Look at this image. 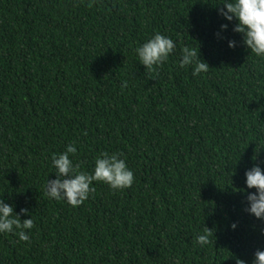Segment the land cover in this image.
I'll return each mask as SVG.
<instances>
[{
    "label": "trees",
    "instance_id": "16d2710c",
    "mask_svg": "<svg viewBox=\"0 0 264 264\" xmlns=\"http://www.w3.org/2000/svg\"><path fill=\"white\" fill-rule=\"evenodd\" d=\"M222 2L0 0V199L35 221L27 242L0 234V264H252L264 250L244 191L264 168V61L235 20L220 32ZM156 32L177 47L149 72L135 49ZM185 44L207 72L179 67ZM73 141L82 171L123 153L132 187L50 199L52 156Z\"/></svg>",
    "mask_w": 264,
    "mask_h": 264
},
{
    "label": "clouds",
    "instance_id": "9594fccd",
    "mask_svg": "<svg viewBox=\"0 0 264 264\" xmlns=\"http://www.w3.org/2000/svg\"><path fill=\"white\" fill-rule=\"evenodd\" d=\"M220 4L223 7H218V15L226 21L220 25V32L227 31L229 23L235 20L232 30L241 34L243 45L255 57L264 61V0H223ZM219 35L220 33H217V36ZM237 46L236 40H228L229 48ZM176 47V41L171 36L156 32L139 45L135 52L139 64L149 72H156L176 52ZM189 66L194 77L209 69V64L200 58L199 49L196 50L190 44H185L180 49L179 67ZM261 150H264V146ZM261 150L253 156L254 161ZM77 151L76 142L73 141L62 153L53 154L52 166L56 178H48L45 188L46 195L50 199L79 207L95 192L94 182L107 184L114 191L130 188L134 184V171L128 166L123 153L107 151L99 153L94 158L92 171L87 172L80 170V165L74 163L71 158ZM244 176L247 202L245 211L257 220L264 221V168L261 164L254 163L251 168L245 170ZM250 189L255 191H247ZM20 213L28 215L29 210L21 208ZM20 213L14 210L13 205L0 199V234H13L20 241L27 242L30 240L31 230L35 227V221L32 216L22 220ZM230 227L236 230L238 225L232 222ZM195 242L201 247L206 246L209 243L208 233L198 234ZM236 264H247V262L237 258ZM252 264H264V250L258 249L255 252Z\"/></svg>",
    "mask_w": 264,
    "mask_h": 264
}]
</instances>
